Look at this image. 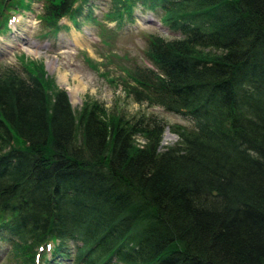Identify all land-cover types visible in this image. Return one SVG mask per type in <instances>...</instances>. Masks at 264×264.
I'll list each match as a JSON object with an SVG mask.
<instances>
[{"label":"trees","instance_id":"obj_1","mask_svg":"<svg viewBox=\"0 0 264 264\" xmlns=\"http://www.w3.org/2000/svg\"><path fill=\"white\" fill-rule=\"evenodd\" d=\"M38 1L42 35L64 16L76 28L95 19L90 0H0V31L7 11ZM107 1L117 28L139 6L160 7L179 33L147 34L150 64L122 66L121 83L189 125L95 99L74 110L43 64L21 56L25 75L1 67L9 264H264V0ZM167 127L172 144L161 143Z\"/></svg>","mask_w":264,"mask_h":264},{"label":"rangeland","instance_id":"obj_2","mask_svg":"<svg viewBox=\"0 0 264 264\" xmlns=\"http://www.w3.org/2000/svg\"><path fill=\"white\" fill-rule=\"evenodd\" d=\"M89 2L93 4L90 10L94 20L79 16V29L76 30L69 18L63 17L59 23L67 27L47 35H42L44 28L36 16L42 7L41 2L32 4L33 12L7 11L10 14L8 29L0 31V68L13 67L25 75L21 68V56L26 61L43 64L45 75L58 88L67 91L74 110L80 109L85 99H95L107 108L117 107L127 114L154 112L168 124L189 125V119L181 114L136 103L132 97L125 95L121 83L122 66L130 67L134 62L150 64L146 57L147 34L154 33L165 38L179 34L160 23L159 8L152 11L139 6L135 9L133 20H124L117 28L114 21L104 16L109 7L107 0ZM86 12L87 9L83 7L82 14ZM74 31L79 32L76 39ZM59 71L65 72L66 79L60 78ZM79 81L84 88L75 94L73 86H79ZM176 140L177 136L167 127L163 133V143L172 144ZM7 247L9 242L0 239V264L9 263V258L5 256ZM62 263L69 264V261Z\"/></svg>","mask_w":264,"mask_h":264},{"label":"bare ground","instance_id":"obj_3","mask_svg":"<svg viewBox=\"0 0 264 264\" xmlns=\"http://www.w3.org/2000/svg\"><path fill=\"white\" fill-rule=\"evenodd\" d=\"M142 1V0H141ZM227 1V0H226ZM234 2H236L237 3V1H235V0H233ZM233 1H231V2H233ZM166 3L168 4V5H171L172 6V4H174L175 3V0H167L166 1ZM227 3V2H226ZM229 3H230V1H229ZM235 3V4H236ZM227 5V4H226ZM230 5H231V3H230ZM237 6V5H236ZM242 6H244L243 5V3H242ZM232 7V6H231ZM234 7V6H233ZM160 8V7H159ZM217 8V7H216ZM237 8H238V6H237ZM247 8V7H246ZM215 9V8H214ZM230 9V8H229ZM245 9V8H244ZM248 9V8H247ZM237 10V9H236ZM239 10V9H238ZM243 11V10H242ZM241 11V12H242ZM247 11V10H246ZM243 14H245L244 12H243ZM239 15V14H238ZM249 15V14H248ZM245 16H247V13L245 14ZM244 16V17H245ZM254 17V16H253ZM240 18V17H239ZM246 18V17H245ZM251 18V17H250ZM256 19V18H255ZM150 20V19H149ZM247 20H249V19H247ZM252 21V20H251ZM256 22H258V21H256ZM263 23V22H262ZM252 24V23H251ZM259 24V23H258ZM253 25V24H252ZM77 33H79L78 31H74V38L76 39L77 38V36H78V34ZM60 72V71H59ZM60 78L61 79H66V74H65V72H60ZM69 85V84H68ZM80 85H81V87H80ZM82 88H84V86L80 83V81H79V86H76V87H74L73 86V93H75L76 94V92L77 91H79L80 92V89H82Z\"/></svg>","mask_w":264,"mask_h":264}]
</instances>
